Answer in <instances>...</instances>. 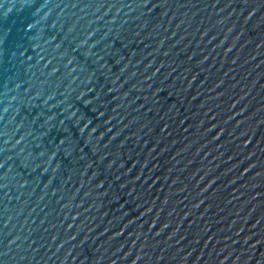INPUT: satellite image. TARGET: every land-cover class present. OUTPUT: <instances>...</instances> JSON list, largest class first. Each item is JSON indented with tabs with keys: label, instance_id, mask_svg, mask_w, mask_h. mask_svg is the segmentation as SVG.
<instances>
[{
	"label": "water",
	"instance_id": "water-1",
	"mask_svg": "<svg viewBox=\"0 0 264 264\" xmlns=\"http://www.w3.org/2000/svg\"><path fill=\"white\" fill-rule=\"evenodd\" d=\"M0 264H264V0H0Z\"/></svg>",
	"mask_w": 264,
	"mask_h": 264
}]
</instances>
